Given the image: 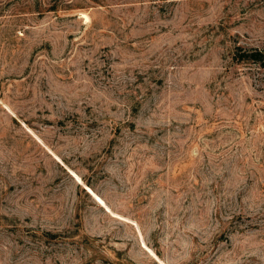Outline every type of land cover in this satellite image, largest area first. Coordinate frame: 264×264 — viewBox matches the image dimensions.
Listing matches in <instances>:
<instances>
[{"label": "rangeland", "instance_id": "374dc122", "mask_svg": "<svg viewBox=\"0 0 264 264\" xmlns=\"http://www.w3.org/2000/svg\"><path fill=\"white\" fill-rule=\"evenodd\" d=\"M264 0H0V264H264Z\"/></svg>", "mask_w": 264, "mask_h": 264}, {"label": "trees", "instance_id": "16d2710c", "mask_svg": "<svg viewBox=\"0 0 264 264\" xmlns=\"http://www.w3.org/2000/svg\"><path fill=\"white\" fill-rule=\"evenodd\" d=\"M237 61L245 62L251 61L264 67V51L252 49L250 51H244L238 49V53L235 55Z\"/></svg>", "mask_w": 264, "mask_h": 264}]
</instances>
